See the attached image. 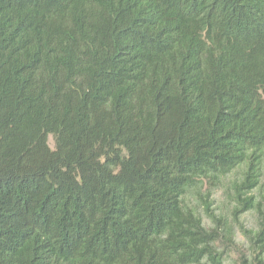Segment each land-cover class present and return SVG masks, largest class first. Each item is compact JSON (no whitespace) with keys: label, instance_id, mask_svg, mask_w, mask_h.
<instances>
[{"label":"trees","instance_id":"16d2710c","mask_svg":"<svg viewBox=\"0 0 264 264\" xmlns=\"http://www.w3.org/2000/svg\"><path fill=\"white\" fill-rule=\"evenodd\" d=\"M237 248L264 264V0H0V264Z\"/></svg>","mask_w":264,"mask_h":264},{"label":"rangeland","instance_id":"374dc122","mask_svg":"<svg viewBox=\"0 0 264 264\" xmlns=\"http://www.w3.org/2000/svg\"><path fill=\"white\" fill-rule=\"evenodd\" d=\"M48 144L50 146L51 149H54V141L52 136L48 137ZM239 173L237 174H232L229 177H227L224 180L223 185L219 186L215 191L214 194L212 196L213 199V209H215V212L217 214H223L226 218L231 219V210L233 208V202L231 200H229L228 196H227V188L229 186V183L231 181H233L236 178H240L239 177ZM190 205L195 206L196 211L201 215L204 223L206 225H209V221L207 219V217L205 216V213L203 211L202 206L200 205L199 201L196 200L195 197H190ZM241 221L244 223V225L249 228V229H254L256 230V217L254 215V213H246L243 214L241 216ZM235 242L237 244H239L240 249L243 250V252H246V248H247V242L245 240V238L243 237L242 233L240 232L239 228L235 229ZM237 250H239V248L234 249L233 251H231L228 255V257L226 258L224 264H239V254L237 252Z\"/></svg>","mask_w":264,"mask_h":264}]
</instances>
